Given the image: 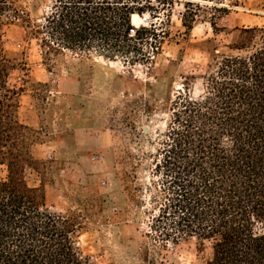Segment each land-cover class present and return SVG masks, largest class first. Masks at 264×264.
Masks as SVG:
<instances>
[{
    "label": "trees",
    "instance_id": "obj_1",
    "mask_svg": "<svg viewBox=\"0 0 264 264\" xmlns=\"http://www.w3.org/2000/svg\"><path fill=\"white\" fill-rule=\"evenodd\" d=\"M224 1L214 7L219 14L245 4ZM184 6L190 32L200 7L191 0ZM154 9L152 0H54L34 23L19 0H0V22L25 24L47 58L70 50L134 59L141 42L157 36L137 23ZM216 19L214 13L209 21L217 34ZM226 47L229 52L210 51L201 92H189L197 77L187 75L186 89L172 102L152 156L157 214L150 227L165 243L209 244L206 264H264V24L238 27ZM16 65L26 67L0 53V166L7 171L0 177V264H98L80 244L82 214L52 212L44 188L26 180V170H38L39 162L18 114L24 89L9 82ZM129 158L136 169L143 157Z\"/></svg>",
    "mask_w": 264,
    "mask_h": 264
},
{
    "label": "rangeland",
    "instance_id": "obj_2",
    "mask_svg": "<svg viewBox=\"0 0 264 264\" xmlns=\"http://www.w3.org/2000/svg\"><path fill=\"white\" fill-rule=\"evenodd\" d=\"M53 1L19 4L39 23ZM187 1L152 0L155 9L140 14L139 27L157 36L142 41L140 54L131 53L134 59L70 50L47 58L25 24L0 22V53L26 63L16 65L9 79L24 89L18 114L30 128L31 152L39 162L38 170H26V180L44 188L52 212L82 214L80 244L98 264H206L211 255L209 244L202 247L195 238L165 243L151 230L157 214L152 156L173 100L186 89L185 76L197 77L188 85L197 96L210 51L217 46L229 52L226 45L238 27L263 25L264 0H244L222 14L214 7L228 1L191 0L200 9L190 32L182 22ZM214 13L217 34L209 21ZM130 155L143 157L138 168ZM6 175L0 166V177Z\"/></svg>",
    "mask_w": 264,
    "mask_h": 264
},
{
    "label": "bare ground",
    "instance_id": "obj_3",
    "mask_svg": "<svg viewBox=\"0 0 264 264\" xmlns=\"http://www.w3.org/2000/svg\"><path fill=\"white\" fill-rule=\"evenodd\" d=\"M143 17H139L138 19H137V23L138 24H141V19H142ZM132 23L134 24V21H133V18H132Z\"/></svg>",
    "mask_w": 264,
    "mask_h": 264
},
{
    "label": "water",
    "instance_id": "obj_4",
    "mask_svg": "<svg viewBox=\"0 0 264 264\" xmlns=\"http://www.w3.org/2000/svg\"><path fill=\"white\" fill-rule=\"evenodd\" d=\"M144 130H145V132H149V129L148 128H145Z\"/></svg>",
    "mask_w": 264,
    "mask_h": 264
}]
</instances>
